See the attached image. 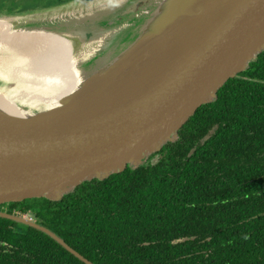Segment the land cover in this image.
Returning a JSON list of instances; mask_svg holds the SVG:
<instances>
[{
    "label": "water",
    "instance_id": "obj_1",
    "mask_svg": "<svg viewBox=\"0 0 264 264\" xmlns=\"http://www.w3.org/2000/svg\"><path fill=\"white\" fill-rule=\"evenodd\" d=\"M79 1L0 16H27ZM147 4L107 0L73 8L81 12L64 20L15 23L18 29L68 38L77 57L95 44L98 53L80 61L81 80L57 104L22 116L0 107V202L36 195L59 200L78 182L104 179L120 165L139 166L175 141L195 109L214 100L222 84L264 50V0H159L136 25L130 15ZM83 28L95 32L83 30L92 33L85 39ZM2 62L13 68L19 60ZM29 70L38 80L52 72ZM67 72L53 73L66 79ZM12 78L0 79V90L8 92L15 81L25 87L39 82ZM0 217L42 231L85 264H94L26 214L0 210Z\"/></svg>",
    "mask_w": 264,
    "mask_h": 264
},
{
    "label": "trees",
    "instance_id": "obj_2",
    "mask_svg": "<svg viewBox=\"0 0 264 264\" xmlns=\"http://www.w3.org/2000/svg\"><path fill=\"white\" fill-rule=\"evenodd\" d=\"M68 1L0 0V13ZM151 158L78 182L59 200L36 195L1 201L0 210L27 214L94 264H264V50ZM0 264L85 263L0 217Z\"/></svg>",
    "mask_w": 264,
    "mask_h": 264
},
{
    "label": "bare ground",
    "instance_id": "obj_3",
    "mask_svg": "<svg viewBox=\"0 0 264 264\" xmlns=\"http://www.w3.org/2000/svg\"><path fill=\"white\" fill-rule=\"evenodd\" d=\"M105 1L107 0H82L65 7L53 8L27 16H0V79L11 80L14 75V78L21 77L38 80L29 69H47L48 71H52L45 75H36L37 78H40L38 80L39 82L35 83L31 81L33 83L29 84L27 87L19 85L15 81V83H11L13 89H9L8 92L0 90L1 108L14 116H22L37 108L57 104L60 96L74 89L81 80L82 73L77 69L80 61L87 55H95L98 53L96 51L98 44H95L83 50L82 56L79 55L77 57V54L72 52V43L68 38L48 31L18 29L15 28V23L25 19L35 22H39L41 19L64 20V18L78 15L81 12L73 8L80 9V6H82V8H89L94 2L100 3ZM158 1L159 0H148V4L145 7H142L139 11L130 15V17L135 20L136 25L140 24L142 18L147 16V13L156 6ZM85 28L82 29V36L88 39V36L92 34L90 31L93 28ZM83 30L90 31L83 32ZM92 32L95 31L92 30ZM30 52L40 54V63L36 64V67L34 66L35 64H33V55L28 54ZM104 53H106L104 50L100 52L96 61H99ZM15 57L19 60L17 63L18 66L6 68V65L3 64L2 61H8ZM57 57L61 59V61H64L63 68L68 70L65 74V77H67L66 79H62L57 74L65 72L62 67L58 65L55 69H51L47 66H55L59 60L55 61Z\"/></svg>",
    "mask_w": 264,
    "mask_h": 264
},
{
    "label": "rangeland",
    "instance_id": "obj_4",
    "mask_svg": "<svg viewBox=\"0 0 264 264\" xmlns=\"http://www.w3.org/2000/svg\"><path fill=\"white\" fill-rule=\"evenodd\" d=\"M39 56H40V54H38V53H36V56L35 55H33L32 56V59H33V64H35L34 66L36 67V64H39L40 63V59H39ZM59 58L57 57L56 59H55V61H57ZM57 65H59L60 67H64V61L62 60L61 61V59H59L58 61H57ZM65 71H66V68H63ZM152 160H155V158H151V159H149V160H146V159H144L143 160V162L142 163H145V164H147L149 161H152ZM27 215V214H26ZM28 216V215H27ZM29 217V216H28ZM31 218V217H30Z\"/></svg>",
    "mask_w": 264,
    "mask_h": 264
}]
</instances>
